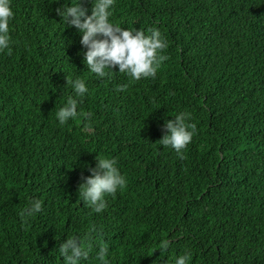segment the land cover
<instances>
[{"label":"trees","instance_id":"trees-1","mask_svg":"<svg viewBox=\"0 0 264 264\" xmlns=\"http://www.w3.org/2000/svg\"><path fill=\"white\" fill-rule=\"evenodd\" d=\"M75 2V0H73ZM72 0H12L13 52H0V264H64L68 236L110 246V264H264V0H115V23L168 41L155 78L88 69ZM91 14L93 0H81ZM66 6V5H65ZM86 81L78 111L56 113ZM127 85L119 90L117 85ZM192 114L183 158L160 139ZM127 185L96 213L79 194L97 158ZM33 199L42 211L21 216ZM170 241L160 251L161 241ZM87 264H99L95 254Z\"/></svg>","mask_w":264,"mask_h":264},{"label":"clouds","instance_id":"clouds-1","mask_svg":"<svg viewBox=\"0 0 264 264\" xmlns=\"http://www.w3.org/2000/svg\"><path fill=\"white\" fill-rule=\"evenodd\" d=\"M12 0H0V52L5 50L10 55L13 41L10 35V21L15 12L12 8ZM66 5V6H65ZM56 11L67 25H74L80 32L81 44L87 48L84 53L86 65L98 78L112 79L113 68L118 66L120 73L127 74L132 80L139 81L142 78H155L158 69L168 57L163 53L168 41L159 28L153 27L151 34L146 35L143 30L124 28L115 23V0H93L91 14L84 7L81 0H75L69 6ZM74 94L69 95L66 102L56 113L60 124H66L72 119L83 115L91 120L92 112L78 111L84 97L89 93L86 81L77 77L68 80ZM127 85H117L119 90H124ZM164 127L167 132L160 139L162 145H169L183 158V151L193 141L198 128L192 120V114L181 111L174 119L166 121ZM97 164L90 169L92 175L85 178L80 185L79 194L96 213L103 212L108 207L106 197L115 196L118 191L127 185V178L121 173L115 158H97ZM43 201L33 199L21 213L22 217L31 218L42 211ZM95 225L89 231L86 238L79 235L68 236L59 251L64 258V264H87L90 256L95 254L99 264H110V246L101 242L94 246L93 233L101 232ZM170 241H161L160 251L168 249ZM192 253L186 251L176 258L175 264H189Z\"/></svg>","mask_w":264,"mask_h":264}]
</instances>
